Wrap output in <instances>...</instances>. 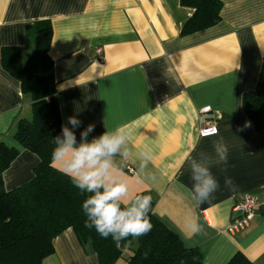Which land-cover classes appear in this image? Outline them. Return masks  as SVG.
Returning a JSON list of instances; mask_svg holds the SVG:
<instances>
[{
    "label": "crops",
    "instance_id": "crops-1",
    "mask_svg": "<svg viewBox=\"0 0 264 264\" xmlns=\"http://www.w3.org/2000/svg\"><path fill=\"white\" fill-rule=\"evenodd\" d=\"M221 4L215 25L183 35L193 8L179 0H0V48L19 46L24 62L32 51L30 29L38 20H49L48 54L62 125L70 116L81 121L74 129L78 143L89 124L94 125L89 141L126 126L134 157L122 171L130 194L150 195L153 214L186 247H197L204 264H225L238 250L251 264H264L261 210L246 227L228 231L238 215L233 208L244 194L264 205V128L255 131L241 107L242 94L254 87L264 57V0ZM31 102L0 63V142L19 150L2 173L5 189L27 181L38 161L14 138L18 121L31 118ZM207 120L217 132L202 136L199 124ZM220 137L228 147V164L211 165L220 187L196 207L189 192L190 160L201 152L215 160L213 141ZM144 148L153 155L147 171L156 175V183L138 181L135 156ZM52 166L58 169L54 161ZM225 175L233 178V189L224 186ZM189 219L201 224L203 233L188 232ZM52 245L41 264H99L71 227L59 232ZM114 264L126 260L119 257Z\"/></svg>",
    "mask_w": 264,
    "mask_h": 264
},
{
    "label": "trees",
    "instance_id": "trees-1",
    "mask_svg": "<svg viewBox=\"0 0 264 264\" xmlns=\"http://www.w3.org/2000/svg\"><path fill=\"white\" fill-rule=\"evenodd\" d=\"M193 8L181 28L189 34L215 25L220 19L221 0H179ZM52 36L49 20L36 21L29 31L32 51L22 62L19 46L0 48L4 70L20 82L23 94L31 97V118L20 119L14 132L16 142L37 156L32 176L22 184L5 189L2 173L17 157L19 150L0 142V264H41L53 252L52 239L71 227L79 243L96 253L99 264H114L119 257L126 264H204L197 247H186L179 235L152 212L150 232L138 238L114 240L101 237L84 226L82 193L70 177L52 166L54 137L61 134V118L48 54ZM241 107L255 131L264 128V57L254 87L242 94ZM262 210V206L259 207ZM125 248L132 254L123 253ZM225 264H251L240 250Z\"/></svg>",
    "mask_w": 264,
    "mask_h": 264
},
{
    "label": "clouds",
    "instance_id": "clouds-1",
    "mask_svg": "<svg viewBox=\"0 0 264 264\" xmlns=\"http://www.w3.org/2000/svg\"><path fill=\"white\" fill-rule=\"evenodd\" d=\"M80 125L81 121L75 116L68 117L67 124L62 125L61 134L53 139L52 160L58 165V171L70 177L77 189L89 194L82 203L86 216L84 226L94 229L103 238L111 236L114 240L146 235L153 227L149 217L152 198L144 194L131 195L130 185L123 178V166L134 157L129 145L131 132L126 126H118L89 141L88 137L94 131V125L89 124L81 131L78 143L74 129ZM248 126L250 124L245 125ZM213 132L217 130L213 129ZM213 148L215 160L203 152L199 154V159L190 160L193 185L189 192L196 207L209 201L220 187L211 165L228 164V147L223 137L213 141ZM117 156L121 158L119 164ZM135 159L139 161L138 181L156 183V175L147 171L153 160L151 151L144 148ZM222 171L226 172L227 168ZM224 186L233 189V178L225 175ZM185 229L192 235L204 231L201 224L190 219L185 221Z\"/></svg>",
    "mask_w": 264,
    "mask_h": 264
},
{
    "label": "built area",
    "instance_id": "built-area-1",
    "mask_svg": "<svg viewBox=\"0 0 264 264\" xmlns=\"http://www.w3.org/2000/svg\"><path fill=\"white\" fill-rule=\"evenodd\" d=\"M97 54H100V49H97ZM203 112H207V110H204ZM213 129H216V127L215 123L211 120L199 124V133L202 136L214 134ZM126 169L129 172L134 171L131 166H127ZM260 206L261 204L256 197L244 194L233 208V211L237 212L238 215L231 218L228 225V231L235 232L246 227L255 216Z\"/></svg>",
    "mask_w": 264,
    "mask_h": 264
},
{
    "label": "water",
    "instance_id": "water-1",
    "mask_svg": "<svg viewBox=\"0 0 264 264\" xmlns=\"http://www.w3.org/2000/svg\"><path fill=\"white\" fill-rule=\"evenodd\" d=\"M262 210L264 211V205L262 206Z\"/></svg>",
    "mask_w": 264,
    "mask_h": 264
}]
</instances>
